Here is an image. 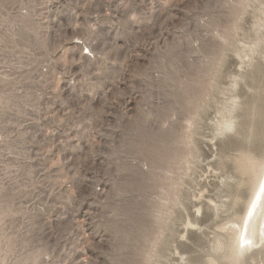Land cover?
Here are the masks:
<instances>
[{
	"label": "rangeland",
	"instance_id": "obj_1",
	"mask_svg": "<svg viewBox=\"0 0 264 264\" xmlns=\"http://www.w3.org/2000/svg\"><path fill=\"white\" fill-rule=\"evenodd\" d=\"M262 18L264 0H0V264H209L232 244L238 160L264 158Z\"/></svg>",
	"mask_w": 264,
	"mask_h": 264
},
{
	"label": "bare ground",
	"instance_id": "obj_2",
	"mask_svg": "<svg viewBox=\"0 0 264 264\" xmlns=\"http://www.w3.org/2000/svg\"><path fill=\"white\" fill-rule=\"evenodd\" d=\"M262 29L264 30V18H262L260 24L255 27V40L251 44H247L248 50L252 53L260 51L262 44H264V32ZM246 56L250 57V54L247 52ZM232 100V104L229 107H224V109L220 111L222 114V120L219 118L221 120L218 129L220 133L233 129V119H235L233 110L236 108L237 102L236 98ZM238 161L242 173L250 174L252 177V193L250 194L251 196H249L248 202L246 201L247 208L244 214L220 226L221 230H232L234 238L232 244L229 246H226L220 237L216 238L217 241L215 239L213 250L220 251V254H218V256L214 255L216 257H212L209 264H217L219 259H225L227 264H243L248 258L256 261L257 256L264 253V198H258L257 195L260 185L264 184V158L256 157L250 152H244ZM253 204H255V207H253ZM188 224L191 226L193 225L191 222ZM242 238L251 243L242 246Z\"/></svg>",
	"mask_w": 264,
	"mask_h": 264
},
{
	"label": "snow or ice",
	"instance_id": "obj_3",
	"mask_svg": "<svg viewBox=\"0 0 264 264\" xmlns=\"http://www.w3.org/2000/svg\"><path fill=\"white\" fill-rule=\"evenodd\" d=\"M257 195H258V198H264V184L260 185V188H259V191H258ZM253 207H255V204H253ZM250 243H251L250 241H248V240H246L244 238H242V240H241L242 246L250 244Z\"/></svg>",
	"mask_w": 264,
	"mask_h": 264
}]
</instances>
